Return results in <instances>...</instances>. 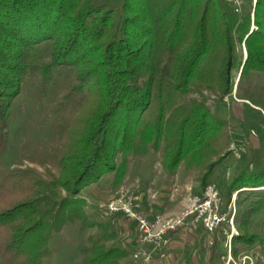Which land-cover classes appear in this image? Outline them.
Wrapping results in <instances>:
<instances>
[{"label": "trees", "instance_id": "obj_1", "mask_svg": "<svg viewBox=\"0 0 264 264\" xmlns=\"http://www.w3.org/2000/svg\"><path fill=\"white\" fill-rule=\"evenodd\" d=\"M251 10L240 18L228 0H123L119 8L95 0H0V150L12 101L33 72L46 78L53 66L71 65L77 82L62 99L85 91L76 112L81 116L65 123L60 115L53 124L67 143L60 156L65 176L41 180L29 168H0V257L6 264H43L51 254L49 238L67 222L66 212L85 206L82 190L106 173L117 186L129 153L146 156L166 139L163 168L173 175L189 152H203L213 133L205 105L195 101L176 126L168 121L172 113L167 116L173 95L188 94L194 81L223 97L231 93L237 69L235 94L262 103L264 85L244 82L243 76L264 73V0H255ZM44 42L51 45L50 59H31ZM237 44H243L245 56L236 52ZM154 99L156 114L143 120ZM212 125L218 129L223 123ZM29 180L32 189L24 186ZM56 188L64 195H56ZM234 192L236 233L228 239L223 228L213 232L206 264L227 259L219 241L229 240L233 261L246 248L264 250V234L250 231L255 214L264 211V166L252 170L251 161L244 164L223 206ZM80 217L83 226L93 225L86 213ZM99 224L103 232L87 236L82 264H127L132 250Z\"/></svg>", "mask_w": 264, "mask_h": 264}, {"label": "rangeland", "instance_id": "obj_2", "mask_svg": "<svg viewBox=\"0 0 264 264\" xmlns=\"http://www.w3.org/2000/svg\"><path fill=\"white\" fill-rule=\"evenodd\" d=\"M95 1L104 3L106 7L115 5L119 8L123 0ZM228 1L240 18L251 12L255 3V0ZM250 24L254 27L252 14ZM40 45V49L31 56V59L46 62L50 59L48 52L51 45L48 42ZM236 52L245 56L243 44L241 46L237 44ZM46 73L45 78V75L41 76V73L33 72L24 80L19 96L12 101L8 124L4 130L3 146L0 150V168L9 172L29 168L38 172L41 180H56L64 175L60 170V156L63 145L67 143L62 140L60 129H53V124L60 115H63L62 121L65 123L66 120L68 122L81 116L80 112H76L85 91L70 92L67 99H62L77 82L73 78L76 72L71 65L60 68L53 66ZM231 80L232 91L223 97L196 80L188 94L173 95L170 108L174 107L167 110V116L172 113V119L168 121H174L172 126H176L175 124L180 122L179 119L190 112L195 101L205 105L211 117L207 125L213 133L210 138H205L206 148L203 152L194 154L189 152V156L182 160L173 175L168 174L163 168L165 158L163 147L168 142L166 139H162L156 152L146 156L129 153L126 175L116 189L111 184L112 175L106 173L97 182L88 184L82 190L81 195L86 199L85 206H76L66 212L67 222L49 238L48 246L51 254L44 258L43 264H82L83 251L87 245L86 238L88 235L100 236L103 227L99 223L102 222L115 232L114 239L117 243L129 245V241H137L139 232L136 230V222L126 217L119 206H117L119 210L113 211L111 215H105L97 209L101 199L114 193L134 191L139 201L142 192L144 198L140 197V203L144 205H141V210L150 219L156 215L170 218L184 212L189 199L201 191L202 177L208 165L214 164L206 182L211 180L216 182L223 205L228 185L244 164L251 161L252 170L262 168L264 166V97L260 98L262 103H259L257 102L259 98L247 99L235 94L238 83L237 69L233 71ZM243 81L264 85V73L251 72L250 75L243 76ZM158 105L157 99L152 100L143 114V120L156 114ZM175 113L178 115L177 120H173ZM217 121L223 123L218 129L212 127V123L217 124ZM36 181L40 182L39 179ZM24 186L31 188V181H27ZM56 195L63 196V190L56 188ZM157 206L160 209H157ZM235 209L237 214V206ZM82 212L86 213L88 221L93 222V225L83 226L80 217ZM130 227L134 228V234L129 232ZM250 231L264 234V211L255 214ZM213 235L215 233L212 234L199 225L196 231L178 239L180 245L172 247L169 258L160 264H206L207 250ZM218 248L230 253L228 241L225 243L219 241ZM228 259L227 254V259L223 260L222 264H229ZM230 260L231 264H256V261H264V250L256 245L242 250L235 261L232 257ZM127 261V264L132 263L131 256ZM0 264H6L1 257Z\"/></svg>", "mask_w": 264, "mask_h": 264}, {"label": "built area", "instance_id": "obj_3", "mask_svg": "<svg viewBox=\"0 0 264 264\" xmlns=\"http://www.w3.org/2000/svg\"><path fill=\"white\" fill-rule=\"evenodd\" d=\"M235 200L234 192L230 201L223 206L218 186L215 181L211 180L189 199L184 212L175 217L163 218L161 215H156L150 219L141 210L140 197L138 201L136 193L130 190L117 192L101 199L97 204V209L105 215H111L113 211L120 208L126 217L136 222L139 237L130 253L131 264H160L169 256L171 236L176 232H194L200 225L212 234L215 230L223 228L224 234L230 239L231 234L236 233L233 223L236 214ZM225 225H228L229 231L224 227ZM228 256L229 262L230 253Z\"/></svg>", "mask_w": 264, "mask_h": 264}, {"label": "crops", "instance_id": "obj_4", "mask_svg": "<svg viewBox=\"0 0 264 264\" xmlns=\"http://www.w3.org/2000/svg\"><path fill=\"white\" fill-rule=\"evenodd\" d=\"M176 175V174H175ZM118 186V185H117ZM117 186H115L114 188L116 189V187ZM84 190V189H83ZM141 194H142V192H141ZM140 194V197H142V198H144L143 197V194L141 195ZM81 198H83L84 199V196H82L81 195V193H80V195H79ZM85 203H86V199H85ZM141 205H144L143 203L141 204ZM160 206V205H159ZM159 206H157V209H160V207ZM144 210H145V208H143ZM123 229L125 230V228L123 227ZM129 230V232H131L132 234H134V228H132V227H130V229H128ZM187 233H189V232H185V233H183V232H176V233H174L172 236H171V239H172V242H171V246H170V248H169V251H171V248L173 247V248H175V247H177L178 245H180V242H179V240L178 239H182V237H185L186 236V234ZM129 243V245H126V244H122L123 245V247H125L127 250H133V248L136 246V241H134V240H132V241H129L128 242ZM131 245V246H130ZM168 251V253H169V256L171 255V252H169ZM169 256L167 257V258H169ZM166 258V259H167ZM166 261V260H165Z\"/></svg>", "mask_w": 264, "mask_h": 264}]
</instances>
